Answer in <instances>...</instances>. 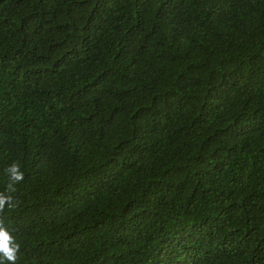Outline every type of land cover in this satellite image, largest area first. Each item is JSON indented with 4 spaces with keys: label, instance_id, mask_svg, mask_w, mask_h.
I'll return each mask as SVG.
<instances>
[{
    "label": "trees",
    "instance_id": "obj_1",
    "mask_svg": "<svg viewBox=\"0 0 264 264\" xmlns=\"http://www.w3.org/2000/svg\"><path fill=\"white\" fill-rule=\"evenodd\" d=\"M13 162L16 264H264V0H0Z\"/></svg>",
    "mask_w": 264,
    "mask_h": 264
},
{
    "label": "clouds",
    "instance_id": "obj_2",
    "mask_svg": "<svg viewBox=\"0 0 264 264\" xmlns=\"http://www.w3.org/2000/svg\"><path fill=\"white\" fill-rule=\"evenodd\" d=\"M5 172L8 176L9 183L7 184V193L0 192V257L8 261L9 264H16L20 244L16 241V238L10 233L8 228L4 226L2 214L6 206H14V200L11 194L16 191L15 186L24 181L25 173L21 170L19 163L16 162L8 166ZM0 264H3V261H0Z\"/></svg>",
    "mask_w": 264,
    "mask_h": 264
}]
</instances>
